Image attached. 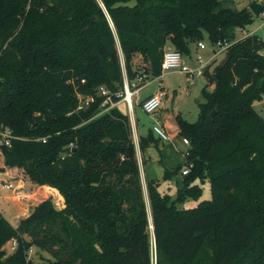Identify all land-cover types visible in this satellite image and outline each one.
I'll use <instances>...</instances> for the list:
<instances>
[{"label": "trees", "instance_id": "16d2710c", "mask_svg": "<svg viewBox=\"0 0 264 264\" xmlns=\"http://www.w3.org/2000/svg\"><path fill=\"white\" fill-rule=\"evenodd\" d=\"M242 1L0 0V129L18 137L0 145V171L22 169L30 183L57 191L16 226L0 211V264H153L142 172L157 264H264V116L255 108L264 38L239 39L205 67L213 89H204L196 122L176 115L190 166L187 174L165 167L176 199L145 168L162 138L140 134L142 169L130 116L117 105L104 111L100 91L160 77L168 44L191 56L205 37L237 40L255 18L256 0L239 8ZM206 181L210 199L178 206L200 197ZM12 239L18 246L8 254ZM31 247L47 255L29 260Z\"/></svg>", "mask_w": 264, "mask_h": 264}, {"label": "rangeland", "instance_id": "374dc122", "mask_svg": "<svg viewBox=\"0 0 264 264\" xmlns=\"http://www.w3.org/2000/svg\"><path fill=\"white\" fill-rule=\"evenodd\" d=\"M256 2L264 3V0H256ZM248 1H242L241 3H238L239 8L247 5ZM246 31H256L257 34L264 37V17L262 15L255 16L254 21L247 25ZM240 35L242 33L240 32ZM206 48L205 49H197L196 44H192L191 49V56L184 55L183 60L191 67H194L198 65V56L202 57L203 61L209 62L211 60V57L214 56L213 54V43L209 40L208 37H205V39L202 40ZM119 45V44H118ZM120 47V46H119ZM121 53V51H120ZM225 53L219 54L212 62L210 61V71L213 70L215 65L221 63L223 59L225 58ZM121 58L124 63V58L121 53ZM143 65V60L141 56L136 57V65L137 67H140ZM139 83H142L143 80H138ZM138 85V84H136ZM147 85V86H146ZM144 86H146L144 88ZM207 87V90H212L213 86L209 85V80L206 77L205 74H200L195 77L194 83L192 85L189 84V79L186 75L178 72V71H166L164 74L160 77L154 78L153 80L149 79L141 86L142 90L141 96H145L148 93H151L153 91L159 92L160 90H163L166 92V96L164 98V104L163 109L170 114L174 113L173 109L175 106L178 107L179 113L182 117L187 120L190 123H194L198 120L199 117V102H202L204 100L203 98V91ZM140 89V90H141ZM140 93V92H139ZM139 93L135 95L134 97V109L133 111H130L128 108V103L125 100H120L117 104L120 109L128 114L130 116L131 124L133 127V135L134 140L137 146L138 151V158L142 166V154L139 150V136L140 134H146L149 129H152V127L156 124H160L162 128L165 130V132L169 136V130L166 128L165 124L163 123V120L158 115V112L148 114L143 109L140 108V101L142 100V97L139 96ZM256 110L264 116V103L263 102H257L255 103ZM175 118L169 117L168 121L172 126V129L174 128V125L176 124ZM175 129V128H174ZM171 134V132H170ZM170 138V136H169ZM177 146L179 148V151L174 150L172 148V151L169 149V145L172 146V144L163 146L162 143L159 145V149L156 147H150L148 150V161L146 162L145 168L146 171L150 176L156 177L160 180L159 190L163 193L169 194L173 199H176L177 197V186L173 181H168L163 179L165 167L169 168H175L178 166H182L183 168L180 170L179 173H182L185 169L190 170V166H185L186 162V156L185 153L188 149L187 144H184L183 137L179 135L178 138L175 139ZM178 150V149H177ZM1 153H0V165L1 162ZM185 166V167H184ZM5 168L2 170L4 171ZM9 171L5 174L0 175L1 181H0V211L7 215L10 219L12 224H18L16 219H21L24 216H26L29 212L32 211V208L34 205H36L38 202L45 199L47 196L43 192V190L39 187V185L35 183H30V179L28 176L23 172L22 169H18L15 171ZM0 171V172H2ZM143 173V187L145 192V198H146V204H147V210L149 213L150 222L152 224V217H151V206L149 202V198L147 195V186L144 178V172ZM20 175V176H19ZM4 180V181H2ZM3 182H11L14 185L13 189H8L6 187L2 186ZM203 191L202 195L198 197L197 199L194 198H188L183 203H179L178 206L181 208H194L197 207L198 204L206 199L211 198V189H210V183L208 181L201 184ZM54 201L57 206H62L61 201L58 198H54ZM16 218V219H15ZM150 243L152 247V253H153V264H157V251H156V242L154 237L153 228L150 226ZM11 244L8 242L5 244V249L8 254L11 253ZM41 255L46 256L47 254L42 251L36 250V252L33 254V258L35 261L41 260Z\"/></svg>", "mask_w": 264, "mask_h": 264}, {"label": "built area", "instance_id": "2783aa9c", "mask_svg": "<svg viewBox=\"0 0 264 264\" xmlns=\"http://www.w3.org/2000/svg\"><path fill=\"white\" fill-rule=\"evenodd\" d=\"M264 17V11L261 12V14ZM239 32L242 33L240 37H238L237 40L235 41H218L213 44V54H214V59L222 53H225L235 42H237L239 39H243L249 35H252L256 33V31H244L242 29H238ZM264 38V37H263ZM197 46L201 49H205L206 45L203 41L198 42ZM264 54V50L262 51ZM183 54L178 51L176 48H174L171 44H168L165 46L164 49V57H163V62H162V74L166 71H178L184 75H186L189 79V84L192 85L194 83V79L196 76L200 74H204V69L205 67L210 64L207 61H203L201 56H198V65L191 67L189 66L184 60H183ZM212 62V61H211ZM142 77H139L138 80H141ZM134 88H131L127 78H125L124 82V91L122 92H117L114 95L109 94L106 88L101 87L100 91L102 92L103 95H106V98L103 102V106H106L104 111H107L109 108L116 106L120 100H125L128 103V108L130 111H133L134 109V97L136 94L140 92L141 86H137L136 83L133 84ZM117 97L119 100L114 101L113 97ZM166 96V92L163 90H160L157 93H154L147 98L141 100L140 106L141 108L148 114H152L157 112L164 104V98ZM92 97H87L85 99V103L89 104L90 102H93ZM264 103V97L262 101ZM154 133L161 137L164 140H168L169 136L165 132V130L162 128L160 124H156L152 127ZM18 137L15 136L12 132V130L8 127L1 128L0 129V145H8L10 146L12 143L13 139H17ZM184 144L189 145V140L187 138H183ZM189 172V169H185L183 171V174H187ZM3 187H6L8 189H13L14 185L11 182H3L2 183ZM11 244V252H14L18 246V241L16 239H12L9 241ZM36 252V249L34 247H31L28 251V259L30 260L33 256V254Z\"/></svg>", "mask_w": 264, "mask_h": 264}, {"label": "crops", "instance_id": "0c3cea01", "mask_svg": "<svg viewBox=\"0 0 264 264\" xmlns=\"http://www.w3.org/2000/svg\"><path fill=\"white\" fill-rule=\"evenodd\" d=\"M199 47L197 46V49H198ZM199 49H201V48H199ZM214 60V56L213 57H211V60L210 61H213ZM209 61V62H210ZM215 61V60H214ZM147 86V85H146ZM146 86H144V88L146 87ZM144 88H142L141 90H140V93H139V96L140 97H142V100L143 99H145V98H147L148 96H150V95H152V94H154V93H157V91H153V92H151V93H148V94H146L145 96H141V93H142V90L144 89ZM164 90V89H163ZM166 91V90H165ZM167 92V91H166ZM140 108H141V106H140ZM142 109V108H141ZM173 112L174 113H172V114H170L169 112H167V111H165L164 109H163V106L160 108V110H159V112H158V115L160 116V118L163 120V123L165 124V126H166V128L169 130V136H170V138L168 139V140H164V139H162V144H163V146L165 147V145H169V144H172V146L171 145H169V149H170V151H172V148H174V150H176V151H179V148L177 147L178 145H179V143L177 144V142L175 141V139L176 138H178V133H179V127H178V125H177V122H176V119H174L175 120V122H176V124L174 125V128L172 129V126H171V124L169 123V121H168V118L169 117H172V118H175L176 117V115L179 113V110H178V107L177 106H175V108L173 109ZM148 132V131H147ZM170 132H171V134H170ZM178 149V150H177ZM0 153H1V151H0ZM1 162H2V164L0 165V168H2V167H4V164H3V157H2V154H1ZM15 170H18V169H16V168H14V169H11L10 171H15ZM9 171V168L8 167H5V170L4 171H2V172H0V175H2V174H5V173H7ZM20 176V175H19ZM0 181H1V178H0ZM2 181H4V180H2ZM42 190H43V192L45 193V195L46 196H49L50 194H55L57 191L55 190V189H53V188H51V187H48V186H39ZM30 214V212L27 214V215H29ZM5 215V214H4ZM26 215V216H27ZM7 218H8V216L7 215H5ZM26 216H24V217H26ZM20 218V217H19ZM16 219V221L19 223V221H20V219ZM8 220L10 221V219L8 218ZM11 222V221H10ZM13 225H17V224H13Z\"/></svg>", "mask_w": 264, "mask_h": 264}, {"label": "water", "instance_id": "95a60500", "mask_svg": "<svg viewBox=\"0 0 264 264\" xmlns=\"http://www.w3.org/2000/svg\"><path fill=\"white\" fill-rule=\"evenodd\" d=\"M250 9L254 13L255 16H259L261 12L264 11V3L260 2H252L250 4ZM212 116L215 115V111L211 113ZM176 180L179 182L180 186L182 185V179L179 177H176ZM151 227L153 228V224H151Z\"/></svg>", "mask_w": 264, "mask_h": 264}]
</instances>
